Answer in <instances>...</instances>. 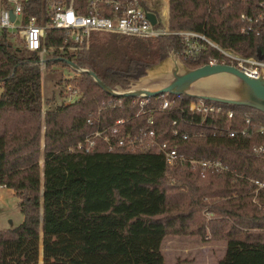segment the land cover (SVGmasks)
I'll list each match as a JSON object with an SVG mask.
<instances>
[{
	"label": "trees",
	"instance_id": "16d2710c",
	"mask_svg": "<svg viewBox=\"0 0 264 264\" xmlns=\"http://www.w3.org/2000/svg\"><path fill=\"white\" fill-rule=\"evenodd\" d=\"M85 1L73 0L74 8L84 12ZM258 1L168 0V27L202 32L221 47L264 61V30L257 35L241 31L245 18L260 12ZM24 8V15L44 21V2L30 0ZM63 37L61 30L47 28L42 45H65ZM89 39L86 49L45 52L44 67H68L60 60L64 58L88 67L109 88L125 87L181 47L172 34L141 39L93 31ZM210 56L218 55L207 47L183 62L196 67ZM67 82L77 100L41 115L38 55L0 31V186L17 195L22 215L18 225L0 230V264H38L40 255L41 264H167L160 246L166 235L222 239L217 264H264V187L255 183L264 182V159L251 149L264 142V134H212L214 129H240L245 117L264 125L263 113L223 104L231 109L230 117L191 116L177 106L185 108L194 98L179 95L175 107L153 114L154 128H162L158 139L185 156L219 160L227 170L201 173L186 164L167 170L153 147L145 152L107 150L96 139L88 152L78 149L76 142L97 127L122 118L123 131L134 132L146 125L145 117L136 115L130 97L97 113L100 101L113 96L85 73ZM173 119L178 135H172ZM192 131L202 134L180 137ZM167 173L185 189L170 186ZM205 207L208 218L202 214Z\"/></svg>",
	"mask_w": 264,
	"mask_h": 264
},
{
	"label": "built area",
	"instance_id": "2783aa9c",
	"mask_svg": "<svg viewBox=\"0 0 264 264\" xmlns=\"http://www.w3.org/2000/svg\"><path fill=\"white\" fill-rule=\"evenodd\" d=\"M30 0H0V31L4 30L12 38H17L22 47L27 51L36 52L38 55L39 69H42L43 54L53 49L74 50L86 49L88 47L90 33L106 32L136 38H153L161 35L172 34L180 39L181 47L178 51V58L183 61L194 58L207 47L213 48L218 56L208 57V64H232L239 71L249 77H257L260 69H264V61L254 56H242L231 49L219 46L210 40L202 32L193 30H170L168 27V17L166 11L168 0H160L163 5L161 15L156 9L150 7L147 0H86L84 12H79L73 6V0H40L45 3V14L42 15L44 21L38 22L34 14L24 15V4ZM260 12L254 16L246 17V25L241 31L253 32L255 35L264 30V0L258 1ZM146 12L155 14V21L151 23L146 16ZM12 15V18L10 17ZM243 17V14H241ZM47 28L59 29L63 32V42L65 45L54 47L42 45V38ZM68 90L71 87H67ZM179 95L169 93H159L149 97H130L131 103L136 104V115L145 117V126L138 127L134 132L123 131L121 125L123 119L118 118L109 126H101L87 132L76 142V147L83 152H88L94 146L95 140L100 139L104 142L107 150L123 147L130 150L145 152L150 148H156L162 154L163 161L167 170L176 165L186 164L189 168H198L201 173L206 170L223 171L227 167L219 160L202 159L192 156H185L177 151L174 146H170L167 140L160 141L158 134L162 128L155 129V112H166L177 104ZM76 90H72V95L67 98L66 103L77 100ZM121 97H114L102 100L99 103L97 113L101 108L114 107L120 105ZM181 113L185 111L189 115L199 114L201 116H231V109L226 108L223 103L205 101L201 99H191L186 107L177 106ZM182 120V117H179ZM172 135H178L176 119L171 121ZM249 131L264 134V125H253L249 117L244 118V125L238 130L214 129L212 134H222L228 136L240 134L246 136ZM124 132L123 134H121ZM202 132L192 131L191 133L182 132L180 137L186 139L189 135L199 136ZM252 151L264 159V142L253 144ZM166 181L170 186L185 189V184L177 181L171 173L166 174ZM258 187H264V182L255 181ZM234 195V194H233ZM205 199V198H204ZM206 217L210 215L207 207L202 210Z\"/></svg>",
	"mask_w": 264,
	"mask_h": 264
},
{
	"label": "water",
	"instance_id": "95a60500",
	"mask_svg": "<svg viewBox=\"0 0 264 264\" xmlns=\"http://www.w3.org/2000/svg\"><path fill=\"white\" fill-rule=\"evenodd\" d=\"M151 23L155 14L146 12ZM12 18V15L10 16ZM76 74L85 73L105 93L114 97H149L169 93L228 105L246 106L264 114V69L257 77H249L232 64H202L188 67L175 52H168L144 69L143 74L127 86L109 88L88 67H78L60 58ZM41 253V246H40Z\"/></svg>",
	"mask_w": 264,
	"mask_h": 264
},
{
	"label": "rangeland",
	"instance_id": "374dc122",
	"mask_svg": "<svg viewBox=\"0 0 264 264\" xmlns=\"http://www.w3.org/2000/svg\"><path fill=\"white\" fill-rule=\"evenodd\" d=\"M150 7L155 8L157 14L161 12L163 5L160 0H147ZM168 14V13H167ZM90 41V39H89ZM89 43V42H88ZM40 70V93H41V115L47 109H51L59 104H66L67 98L72 95V89L68 90L69 78L76 77L77 74L69 67L61 64L42 67ZM42 158L38 159V166L41 168ZM18 197L11 189L0 187V230L18 225L22 220V215L17 206ZM206 217V216H205ZM209 217V216H208ZM206 217V218H208ZM213 244V247L210 245ZM161 250L165 263H183L199 261L201 264H217V257L222 255L224 241L222 239L211 240L208 235L203 238L199 235H166L161 242ZM195 251L194 254L191 251ZM40 253V249L38 250ZM41 255L38 257V264H41ZM198 264V263H196Z\"/></svg>",
	"mask_w": 264,
	"mask_h": 264
},
{
	"label": "crops",
	"instance_id": "0c3cea01",
	"mask_svg": "<svg viewBox=\"0 0 264 264\" xmlns=\"http://www.w3.org/2000/svg\"><path fill=\"white\" fill-rule=\"evenodd\" d=\"M167 13H168V11H166V14H165L166 17H168V14H167ZM163 15H164V14H163ZM0 187H3V186H0ZM11 192H13L12 189H11ZM13 194H14V193H13ZM174 236H176V235H174ZM210 245L213 247V244H210ZM161 251H162V250H161ZM187 251H191L192 254L195 253V251H193V250H186V252H187ZM223 251H224V250H222V254H223ZM220 257H221V255H219V256L217 257V260H218ZM196 263L201 264V263H199V261H197V262H196V261L183 262V263H179V264H196ZM174 264H175V263H174ZM176 264H177V263H176Z\"/></svg>",
	"mask_w": 264,
	"mask_h": 264
}]
</instances>
